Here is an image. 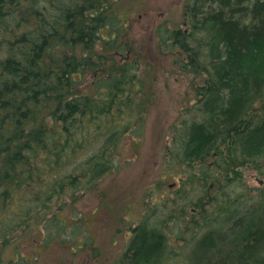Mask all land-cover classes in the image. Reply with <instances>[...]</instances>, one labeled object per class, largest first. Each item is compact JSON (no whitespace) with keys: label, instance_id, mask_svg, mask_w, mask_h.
<instances>
[{"label":"trees","instance_id":"obj_1","mask_svg":"<svg viewBox=\"0 0 264 264\" xmlns=\"http://www.w3.org/2000/svg\"><path fill=\"white\" fill-rule=\"evenodd\" d=\"M116 1L0 0V226L7 224L6 234L31 228L42 231L39 240L58 238L59 245L70 247V224L65 235L59 230L66 227L61 214L72 211L77 190L95 189L113 167L116 127L107 122L116 100L121 97V105L129 100V89L119 90L136 84L138 68L131 59L120 63V53L108 55L120 40ZM192 13L194 33H164L160 26L155 32L177 62L184 63V56L194 71L207 70L208 114L189 123L183 142L186 161L200 164L205 180L208 158L217 156L212 164L221 175L236 161L221 144H238L247 152L264 148V0H196ZM90 79L91 88L82 90ZM141 111L139 106L137 132L143 127ZM261 218L260 209L234 224L231 257L222 258L218 250L230 241L202 236L195 264H264ZM144 229L132 236L122 264L161 261L165 237ZM13 248L9 264L37 260Z\"/></svg>","mask_w":264,"mask_h":264},{"label":"rangeland","instance_id":"obj_2","mask_svg":"<svg viewBox=\"0 0 264 264\" xmlns=\"http://www.w3.org/2000/svg\"><path fill=\"white\" fill-rule=\"evenodd\" d=\"M195 2H115L113 8L120 17V40L114 46L118 51L109 50L108 55L120 53L116 55L120 63H124L125 58L131 59L129 61L138 63V68L134 70L136 84L123 85L119 90L129 89V100L126 98L121 105L119 97L112 110V121L107 122L116 127L117 146L111 150L113 167L95 189L77 190L80 196L72 201V211L61 214L66 218V227L59 230L65 235L71 228L67 236L73 241L72 249L59 245L58 238L39 240L42 231L31 228L24 231L19 227L6 234L7 224L3 222L0 264H9L8 259L17 251L14 245L19 246L21 257L30 261L37 258L32 264H122L128 249L125 243L131 236H126L125 232L142 228L163 232V245L167 249L164 253L168 256L163 253L161 264H195L200 257L198 243L202 236L210 234L217 238L216 235H221L223 240L230 241L228 246L218 247V250L222 258L231 257L227 252L232 251L235 244L234 231L241 219L245 221L250 213H258L260 209L264 219V148L247 152L238 144H221L220 150L224 149L236 161L221 175L220 169L212 164L217 156L208 158L205 164L211 170L205 180L199 175L201 165L189 164L185 159L183 142L189 123L201 121L208 114L206 102L211 96L206 93L207 70L200 66L194 71L184 56L189 64L177 62L175 51L169 45L158 43L155 31L160 26L164 33L169 30L194 33L192 8ZM203 52L200 58L206 55V50ZM123 53L127 54L124 58ZM90 81L84 80L81 89L91 88ZM131 87L136 90L131 91ZM139 106L143 127L137 132ZM106 126L98 130L104 131ZM123 129L126 130L119 139ZM190 175H193L192 180ZM198 198L204 199L202 206L194 203ZM77 222L81 224L77 226Z\"/></svg>","mask_w":264,"mask_h":264},{"label":"flooded vegetation","instance_id":"obj_3","mask_svg":"<svg viewBox=\"0 0 264 264\" xmlns=\"http://www.w3.org/2000/svg\"><path fill=\"white\" fill-rule=\"evenodd\" d=\"M203 201H204V199L198 198L194 203H195V204H199V205L202 206ZM196 210H197V209H196ZM138 232H139V231H132V230H128V231H126V232H125L126 236H130V235H131V236H130L129 241H126V243H125V241H124L123 243L127 244V247H128L129 242H130L132 236H133L134 234H138ZM154 233H155V234H162V235H163V232L160 233V231H155ZM163 236H164V235H163ZM216 236H218V235H216ZM163 243H165V242H163ZM165 250H166V248H164V250L161 252L162 255H163V253L165 252ZM165 254H166V253H164V255H165ZM162 261H163V259H162ZM158 264H161V261H160Z\"/></svg>","mask_w":264,"mask_h":264},{"label":"bare ground","instance_id":"obj_4","mask_svg":"<svg viewBox=\"0 0 264 264\" xmlns=\"http://www.w3.org/2000/svg\"><path fill=\"white\" fill-rule=\"evenodd\" d=\"M166 28V27H165ZM201 36V35H200ZM204 37V36H203ZM199 38V37H198ZM204 53V52H203ZM1 60V59H0ZM261 90V89H260ZM62 91V90H61ZM67 94V93H66ZM15 96V95H14ZM62 96V95H61ZM64 97V96H63ZM256 98V97H255ZM14 101V100H13ZM10 103V102H9ZM18 104V103H17ZM16 104V105H17ZM19 105V104H18ZM29 105V104H28ZM22 106V105H21ZM193 106V105H192ZM25 107V106H24ZM37 107V106H36ZM28 108V107H27ZM31 109V108H30ZM264 109V108H263ZM16 110V109H15ZM16 113H18V112H16ZM30 115V114H29ZM37 115V114H36ZM38 116V115H37ZM25 117V116H24ZM13 118H15V117H13ZM243 118V117H242ZM12 119V118H11ZM19 121V120H18ZM37 124V123H36ZM8 125V124H7ZM11 127V126H10ZM13 129V128H12ZM34 130V129H33ZM5 132V131H4ZM29 132H31V131H29ZM39 133V132H38ZM24 134V133H23ZM2 135V134H1ZM7 135H9V134H7ZM54 138V137H53ZM60 142V141H59ZM62 143V142H61ZM62 145V144H61ZM58 146V145H57ZM70 146V145H69ZM55 152H57V150L55 151ZM234 171V170H233ZM237 172V171H236ZM29 174V173H28ZM28 174H27V176H28ZM237 174V173H236ZM22 177H24V176H22ZM231 178V177H230ZM234 184V183H233ZM199 191V190H198ZM102 195V194H101ZM218 195V194H217ZM230 196V195H229ZM220 197V196H219ZM233 197V196H232ZM8 198V197H7ZM2 200V199H1ZM0 200V201H1ZM213 200V199H212ZM103 201V200H102ZM257 201V200H256ZM264 203V202H263ZM233 206V205H232ZM3 207V206H2ZM106 207V206H105ZM224 207V206H223ZM236 207V206H235ZM1 208V207H0ZM99 208V207H98ZM214 208V207H213ZM245 208V207H244ZM105 210V209H104ZM230 210V209H229ZM107 211H108V209H107ZM109 212V211H108ZM197 214V213H196ZM203 214V213H202ZM206 214V213H205ZM226 214H228V213H226ZM207 215V214H206ZM218 215V214H217ZM209 216H211V215H209ZM187 220V219H186ZM198 220V219H197ZM129 221V220H128ZM204 222V221H203ZM144 223V222H143ZM139 225V224H138ZM146 225V224H145ZM210 225V224H209ZM182 227V226H181ZM193 227V226H192ZM195 227V226H194ZM226 227V226H225ZM121 228V227H120ZM142 228V227H141ZM158 228V227H157ZM156 228V229H157ZM222 228V227H221ZM220 228V229H221ZM143 229V228H142ZM180 229V228H179ZM210 229V228H209ZM215 229H217V228H215ZM222 229H224V228H222ZM234 229V228H233ZM145 230V229H144ZM176 230V229H175ZM203 230V229H202ZM218 230V229H217ZM138 231H140L139 229H138ZM192 231V230H191ZM200 232V231H199ZM203 232V231H202ZM216 232V231H215ZM141 233V232H140ZM161 233V232H160ZM201 233V232H200ZM228 233V232H227ZM164 234H165V232H164ZM177 234V233H176ZM202 234V233H201ZM233 234V233H232ZM169 236V235H168ZM196 238V237H195ZM197 239V238H196ZM199 239H200V237H199ZM187 241H189V240H187ZM191 242V241H190ZM100 248V247H99ZM167 250V249H166ZM190 250V249H189ZM177 252V251H176ZM182 252V251H181ZM165 255H167V254H165ZM184 255V254H183ZM168 256V255H167ZM197 259V258H196ZM195 263V262H194ZM255 264V263H254Z\"/></svg>","mask_w":264,"mask_h":264}]
</instances>
